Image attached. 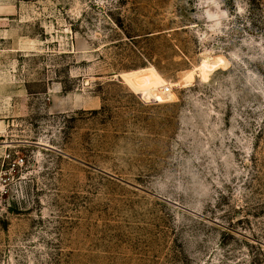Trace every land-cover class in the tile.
Returning <instances> with one entry per match:
<instances>
[{
  "label": "rangeland",
  "instance_id": "rangeland-1",
  "mask_svg": "<svg viewBox=\"0 0 264 264\" xmlns=\"http://www.w3.org/2000/svg\"><path fill=\"white\" fill-rule=\"evenodd\" d=\"M0 264H264V0H0Z\"/></svg>",
  "mask_w": 264,
  "mask_h": 264
},
{
  "label": "built area",
  "instance_id": "built-area-1",
  "mask_svg": "<svg viewBox=\"0 0 264 264\" xmlns=\"http://www.w3.org/2000/svg\"><path fill=\"white\" fill-rule=\"evenodd\" d=\"M170 90V88L169 87H166V91H169Z\"/></svg>",
  "mask_w": 264,
  "mask_h": 264
}]
</instances>
